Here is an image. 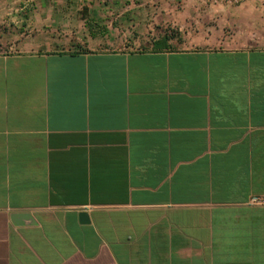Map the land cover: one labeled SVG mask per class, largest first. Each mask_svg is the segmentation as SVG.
I'll use <instances>...</instances> for the list:
<instances>
[{"label": "crops", "instance_id": "0c3cea01", "mask_svg": "<svg viewBox=\"0 0 264 264\" xmlns=\"http://www.w3.org/2000/svg\"><path fill=\"white\" fill-rule=\"evenodd\" d=\"M110 1L23 4L0 50V264H264V0H159L182 40L145 48Z\"/></svg>", "mask_w": 264, "mask_h": 264}, {"label": "rangeland", "instance_id": "374dc122", "mask_svg": "<svg viewBox=\"0 0 264 264\" xmlns=\"http://www.w3.org/2000/svg\"><path fill=\"white\" fill-rule=\"evenodd\" d=\"M170 1V7L159 9L161 13L170 12V14H173L176 11H182V9H191L190 5L185 6V1H183L184 4L181 2L182 0ZM202 1L204 4H207V6H210L211 16H214L215 5H226L223 3H214L210 0ZM39 2L40 0H13V2L10 3V0H0V34L5 35L7 38V42L5 44H0V50H7L10 46V29L15 28L18 30L20 27H22V18L20 16H23L22 12L24 9L20 11V8L23 6V4L34 7ZM110 4L112 10L111 15L107 16L105 14V17H101L102 19L98 20L97 22L91 21L94 28H105V23L103 21H109L110 25L112 26L115 23L117 24L118 20H121L123 21L121 27L125 29L127 38L131 39V36L134 37V35H139V33H136L135 31H138L140 26H144L146 30H144L143 34H140V41H143V43L137 44L138 48L148 47L154 39L163 34L158 32L161 30V32H166L164 35L167 34L177 42L182 40V37L180 36V34L182 35V32H179L174 26L167 25L165 27V25L157 23L159 21L155 19L154 15H158V9L154 8V6L158 7L159 0H111ZM121 6H123V8ZM15 9L18 12H15ZM120 13L121 16H119ZM179 16L182 22H184V18L188 17L186 11L180 13ZM148 42L149 44H147Z\"/></svg>", "mask_w": 264, "mask_h": 264}, {"label": "water", "instance_id": "95a60500", "mask_svg": "<svg viewBox=\"0 0 264 264\" xmlns=\"http://www.w3.org/2000/svg\"><path fill=\"white\" fill-rule=\"evenodd\" d=\"M79 217L81 222H87L88 221V214L86 211L81 210L79 212ZM11 219L14 224L17 223H32L34 220H32V216L28 212H15L11 214Z\"/></svg>", "mask_w": 264, "mask_h": 264}, {"label": "built area", "instance_id": "2783aa9c", "mask_svg": "<svg viewBox=\"0 0 264 264\" xmlns=\"http://www.w3.org/2000/svg\"><path fill=\"white\" fill-rule=\"evenodd\" d=\"M211 2L214 3H223L226 5H237L240 4L244 0H210ZM22 10V7L20 8V11Z\"/></svg>", "mask_w": 264, "mask_h": 264}]
</instances>
